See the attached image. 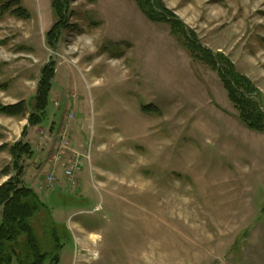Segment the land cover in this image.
Segmentation results:
<instances>
[{
  "label": "rangeland",
  "instance_id": "374dc122",
  "mask_svg": "<svg viewBox=\"0 0 264 264\" xmlns=\"http://www.w3.org/2000/svg\"><path fill=\"white\" fill-rule=\"evenodd\" d=\"M162 1L254 84L264 112V0ZM20 2L30 19H0V104L30 114L43 67L55 76L43 124L22 136L28 115L0 114V185L14 175L8 149L29 144L20 186L45 205L30 220L44 264L52 227L58 264H264V133L241 122L218 73L133 0H70L55 48L51 0ZM76 160L74 187L61 163Z\"/></svg>",
  "mask_w": 264,
  "mask_h": 264
},
{
  "label": "trees",
  "instance_id": "16d2710c",
  "mask_svg": "<svg viewBox=\"0 0 264 264\" xmlns=\"http://www.w3.org/2000/svg\"><path fill=\"white\" fill-rule=\"evenodd\" d=\"M70 0H51V9L55 22L45 34L48 47L55 48L61 30L68 28L65 21ZM139 11L146 19L153 23H165L169 26L171 34L187 49L191 59L205 68L216 71L227 92L228 99L236 109L241 122L249 129L264 133V112L257 104L260 93L254 84L245 76L240 75L233 64L221 52L215 54L199 44L197 36L188 29L176 15L169 10L162 0H133ZM17 19L28 20L30 14L21 4L20 0H0V19L4 15ZM55 76L54 64L45 65L41 71L37 85V95L33 112L27 114L23 102L14 105H1L0 114L7 117L27 116V126L22 131L25 136L29 128L37 127L45 121L46 108ZM258 95V98H257ZM153 109V110H152ZM142 111L157 109L146 106ZM6 150V145H0V153ZM11 157L14 175L0 185V208L2 216L0 222V264H11L13 258L17 264H44L46 254L30 224L37 214L45 210V205L38 194L28 187L20 186L22 166L20 160L23 156L33 155L29 144L16 143L8 149ZM7 174V173H6ZM52 264H58V253L61 249L60 235L56 227L50 228ZM48 234V232H47Z\"/></svg>",
  "mask_w": 264,
  "mask_h": 264
},
{
  "label": "built area",
  "instance_id": "2783aa9c",
  "mask_svg": "<svg viewBox=\"0 0 264 264\" xmlns=\"http://www.w3.org/2000/svg\"><path fill=\"white\" fill-rule=\"evenodd\" d=\"M72 116H70L71 118ZM68 120V119H67ZM58 144L59 145V148H56L57 151H56V155L53 154L52 156V159L57 162V160H59L58 162H61L62 161V158H63V155H64V152L66 151L65 149H67V145L68 143L65 142L67 140L66 138V135L65 134H59L58 138ZM79 159V157H78ZM71 163V164H70ZM61 166L63 167V173L66 177V179L68 180V182H70L71 184L74 185V187L76 186V180H77V177H76V174L79 172V169H80V166H81V161L79 160H76L74 162H68L67 163H61ZM57 172H56V168L53 167L52 170L50 171V173L47 175L48 177L46 178L47 179V182H45L47 185H48V188L50 189H53L55 184L57 183V176H56ZM42 189V188H40Z\"/></svg>",
  "mask_w": 264,
  "mask_h": 264
},
{
  "label": "water",
  "instance_id": "95a60500",
  "mask_svg": "<svg viewBox=\"0 0 264 264\" xmlns=\"http://www.w3.org/2000/svg\"><path fill=\"white\" fill-rule=\"evenodd\" d=\"M258 105L260 106V102H258Z\"/></svg>",
  "mask_w": 264,
  "mask_h": 264
}]
</instances>
